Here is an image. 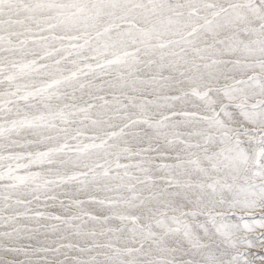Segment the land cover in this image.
Segmentation results:
<instances>
[{"label":"snow or ice","instance_id":"obj_1","mask_svg":"<svg viewBox=\"0 0 264 264\" xmlns=\"http://www.w3.org/2000/svg\"><path fill=\"white\" fill-rule=\"evenodd\" d=\"M0 264H264V0H0Z\"/></svg>","mask_w":264,"mask_h":264}]
</instances>
